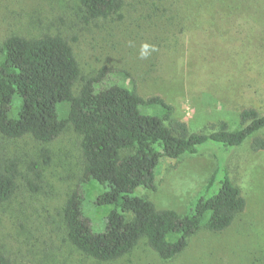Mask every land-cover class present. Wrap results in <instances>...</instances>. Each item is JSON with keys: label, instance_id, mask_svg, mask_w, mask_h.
I'll use <instances>...</instances> for the list:
<instances>
[{"label": "trees", "instance_id": "1", "mask_svg": "<svg viewBox=\"0 0 264 264\" xmlns=\"http://www.w3.org/2000/svg\"><path fill=\"white\" fill-rule=\"evenodd\" d=\"M248 2L252 0H245ZM89 22L120 15L125 0H81ZM237 42L208 44L204 63L205 88L243 106L240 129L221 121L208 131L192 132L174 117L163 98L142 97L134 86L104 81L108 68L82 79L74 49L61 34L24 36L14 33L0 45V136L7 140L31 137L46 145L68 129L79 137L80 182L96 183L101 191L95 204L107 208L103 225L85 217L79 191L67 196L60 212L68 242L84 256L114 262L143 240L163 260H172L189 246L201 229L220 233L229 229L247 208L234 184L230 154L250 142L253 152L264 151V0L227 24ZM246 75L254 82L246 80ZM83 84L78 92L76 84ZM210 148L217 166L203 190L181 216L158 209L140 188L156 189L162 158L192 156ZM43 165L51 151L41 150ZM43 170L36 161L24 169L17 156L0 148V204L11 201L20 187L42 190ZM0 264H15L0 251Z\"/></svg>", "mask_w": 264, "mask_h": 264}, {"label": "rangeland", "instance_id": "2", "mask_svg": "<svg viewBox=\"0 0 264 264\" xmlns=\"http://www.w3.org/2000/svg\"><path fill=\"white\" fill-rule=\"evenodd\" d=\"M259 2L125 0L120 15L87 22L81 0H0V45L14 33L28 37L59 33L71 43L82 79L108 68L105 85L118 82L134 86L144 98H163L192 132L208 131V125L221 121L236 131L244 107L205 88L202 60L208 44L237 42L227 28L229 20ZM246 80L254 82L247 75ZM82 84V80L76 84V92ZM78 145L79 137L70 129L46 145L31 137L0 136V148L20 158L21 167L36 160L44 174L40 192L30 193L22 186L11 201L0 204V251L15 264H264V151L253 152L250 142L228 160L230 176L247 201L246 210L229 229L220 233L201 229L172 260L160 258L143 240L123 258L107 263L77 251L63 229L60 212L73 190L79 191L84 215L93 226L101 227L108 211L95 204L101 188L80 182ZM44 148L51 151L48 165L41 159ZM216 166L210 148L176 160L162 158L156 189L140 188L137 193L158 209L184 216Z\"/></svg>", "mask_w": 264, "mask_h": 264}]
</instances>
